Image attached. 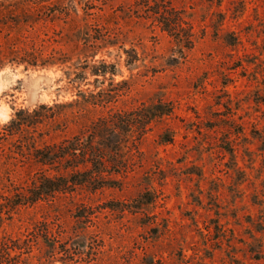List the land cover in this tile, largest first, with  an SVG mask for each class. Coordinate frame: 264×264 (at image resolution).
<instances>
[{
  "label": "rangeland",
  "instance_id": "374dc122",
  "mask_svg": "<svg viewBox=\"0 0 264 264\" xmlns=\"http://www.w3.org/2000/svg\"><path fill=\"white\" fill-rule=\"evenodd\" d=\"M139 3L110 0L100 12L117 44L96 59L113 65V81L96 82L53 43L68 64L0 70V124L18 108L102 87L115 94L98 100L115 109L162 98L174 114L130 144L134 170L111 175L114 187L14 206L12 181L28 185L38 167L1 158L0 238L34 240L17 264H264V0H159L188 21L189 49L138 16ZM167 132L172 143L160 141Z\"/></svg>",
  "mask_w": 264,
  "mask_h": 264
},
{
  "label": "trees",
  "instance_id": "16d2710c",
  "mask_svg": "<svg viewBox=\"0 0 264 264\" xmlns=\"http://www.w3.org/2000/svg\"><path fill=\"white\" fill-rule=\"evenodd\" d=\"M109 1L0 0V70L7 65L23 66L26 70L66 65L73 58L61 47L53 46L63 43L82 59L85 74L90 72L96 82H104L108 77L113 81V65L104 58L96 59L97 54L117 44L110 27L111 15L100 13ZM136 12H142L138 16L152 19L191 48V27L174 8L159 0H142ZM46 28H52L54 35L48 34ZM76 79L86 78L77 73ZM111 90L114 89L87 88L79 90L71 101L18 108L7 122L0 124V159L29 162L38 167L28 185L12 181L11 205L34 204L59 193H71L77 187L94 191L114 187L111 175L125 176L134 170V150L130 144L141 139L152 122L173 115L175 106L157 98L129 111L115 109L110 107L112 99L98 100L114 95ZM97 109L100 114L95 116ZM68 132L69 135L54 140ZM160 141L172 143L173 136L164 133ZM225 142L228 145L222 147L234 155L232 141ZM135 152L141 153L137 147ZM32 242L30 238H0V264H17L23 254L31 252Z\"/></svg>",
  "mask_w": 264,
  "mask_h": 264
}]
</instances>
